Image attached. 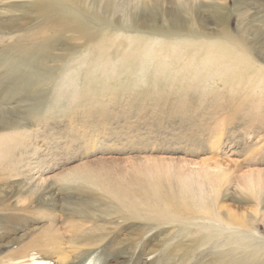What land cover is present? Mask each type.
<instances>
[{"label":"rangeland","instance_id":"374dc122","mask_svg":"<svg viewBox=\"0 0 264 264\" xmlns=\"http://www.w3.org/2000/svg\"><path fill=\"white\" fill-rule=\"evenodd\" d=\"M114 1L110 21L155 15L163 28L176 15L215 41L234 37L244 61L198 77L174 59L152 62L158 38L146 30L93 26L90 58L64 51L79 43L68 32L48 55L25 46L28 59L18 46L43 21L10 5H57L72 30L94 21L62 0H0V111L18 119L0 128V264H264V0ZM228 216L251 225L232 235ZM127 239L135 247H121Z\"/></svg>","mask_w":264,"mask_h":264},{"label":"bare ground","instance_id":"6f19581e","mask_svg":"<svg viewBox=\"0 0 264 264\" xmlns=\"http://www.w3.org/2000/svg\"><path fill=\"white\" fill-rule=\"evenodd\" d=\"M149 3H152L151 0ZM88 2V1H87ZM38 4H33V3H28L23 6H15V5H10L9 7L11 9H17L16 11H19L21 9H26L29 10L33 15H38V19L41 18L40 21H43V23H40L39 26L36 28L37 31H35L32 35L29 36H24L22 37L25 41V45L21 44L18 46V50H21L22 55L24 56L25 54L22 52L25 46L30 47L31 51H37L38 53H44L45 55H48L46 52L50 50L51 48L54 49L53 46H50L52 42H57L53 38V35L55 34H65V33H73L76 34L73 39L70 38V40H75V44H69V47L65 49L64 51L70 54H77L78 57L82 58L83 56L87 55L89 52L87 50L88 46H91V44H95V42L98 40L95 36L92 34H88L87 31H89L88 27H94L95 29L99 27H102L103 29H109L111 31L113 30H119L122 31L123 33H136L137 32H142V30H146V32L143 34H147V36L150 34L154 35L153 37H157L158 39H150V55L151 61L152 62H159L162 60H165L164 62H168L170 60H173L180 66H178V69H190L194 70L197 73V76L199 77L198 73L204 72L207 73L208 75H214L211 70L214 72H217L218 74L220 71L224 68L226 69H232L233 71H236L238 68V65L243 63V58H242V53L239 50H235L234 45L231 44L234 41V37L229 35L228 33H225L223 37L218 39L219 41H215L205 35V33L202 31V27L195 30L193 29L188 23L180 21L176 15L170 16L171 18L167 19L165 18L166 25L165 27H159L156 24L155 18L153 15H151L150 19L147 20H142L141 17L139 16H132L131 13H128L127 19L121 21V20H116V21H110L108 20V15L115 9L117 6L116 1L114 0H92L90 4H87L85 0H62V6L65 7L66 11L69 13L71 10L70 8H78L80 11L81 15L80 20H85L86 18L92 19L94 22L92 24L86 23L80 30H72V20L68 17H64V10L60 9L59 6L57 5H52L49 3H43V2H37ZM66 3L65 6L64 4ZM198 2L195 0H192L189 4L191 8H193ZM205 3H213V0L205 1ZM158 4V3H157ZM215 4V1H214ZM180 8V7H179ZM182 9V8H181ZM185 9H183L184 11ZM75 11V9H74ZM187 13L189 10H185ZM10 12L11 11H6ZM56 12H62L63 15L60 17L55 16L54 14ZM182 12V11H181ZM186 13V14H187ZM1 14V13H0ZM4 14V13H3ZM152 14V13H150ZM1 16V15H0ZM167 19V20H166ZM76 20V19H75ZM190 22V21H189ZM3 29V28H2ZM223 32H225V29H223ZM0 33L2 31L0 30ZM149 33V34H148ZM111 32L110 39L112 44L111 45H117V40L120 39V36H116ZM135 34V35H136ZM133 35V34H132ZM132 35H128V40H130V43H132L134 40ZM141 35V34H140ZM123 36V35H122ZM143 36V35H142ZM181 37H184L186 42L188 43H194L198 44L199 48L201 50H196L194 51L195 53L186 55L183 53V50L180 48H175V43L172 41L174 40L175 42H178V40L181 39ZM56 38V37H55ZM135 38V37H134ZM20 41H22L21 38H19ZM58 39V38H57ZM126 39V38H125ZM141 40L142 43L144 42L145 38L143 37H137V40ZM148 39V37H147ZM198 40V41H197ZM36 41L37 46H36ZM173 42V43H171ZM117 43V44H116ZM146 44V43H145ZM185 45V44H184ZM191 45V44H190ZM186 46V45H185ZM87 49H84L86 48ZM114 47V46H113ZM32 48H35L32 50ZM19 50V51H20ZM42 50V51H40ZM130 47H122L121 51L123 53H129ZM229 51V52H228ZM28 52V51H27ZM26 52V53H27ZM49 52V51H48ZM162 53V54H161ZM199 54V57L193 58L194 55L197 56ZM234 55L237 58V62L228 59V55ZM25 58H28L31 56L25 55ZM65 55L61 56L64 57ZM87 57H91V55H87ZM28 59H31L28 58ZM58 60H61L62 58H57ZM101 62V66H104L105 68L107 66V60H104L102 57H99ZM189 60V62L182 63L185 60ZM79 60V59H78ZM77 61V60H76ZM75 62V60H73ZM72 61L69 63V68H72ZM171 62V61H170ZM36 61L34 62H29L28 66L34 67ZM199 65H202L203 68H200ZM75 68V66H73ZM161 67V65H160ZM186 67V68H184ZM206 69H211V70H206ZM20 76V73H19ZM219 78H221L219 76ZM69 84L66 85H73L71 84V81L68 82ZM253 91V90H252ZM42 95V94H40ZM36 99V98H34ZM40 99V98H38ZM37 99V100H38ZM8 113L11 114V116L4 117L3 114ZM18 124V119L17 117H14L12 112H5V111H0V128H11L14 127ZM227 222L231 223L232 226L235 227L236 230H232L230 234H234L236 236H241L242 232L245 230L246 226H250L251 223L248 221H241V220H236L233 217L228 216ZM219 222L220 220H216ZM220 227V226H219ZM227 230V229H226ZM131 239L125 240L121 247L127 246L130 242L131 245L135 247V243L130 241ZM131 246V248H133ZM113 247V246H112ZM119 248L120 250L118 253L121 256L128 255V251L131 252L133 249L127 250H122L123 248ZM258 247V245H256ZM262 249V248H261ZM264 249V247H263ZM56 253V249H52ZM126 251V252H125ZM204 253V252H203ZM202 253V254H203ZM218 256V261L221 263L220 260L223 261L224 255ZM216 256V257H217ZM229 261V260H228ZM235 262H237L235 260ZM234 262V263H235ZM45 261L41 257H31V261L29 264H44ZM14 264H24L23 262L21 263H14ZM54 264H76L73 260H66V258L58 257L55 261ZM166 264V263H165Z\"/></svg>","mask_w":264,"mask_h":264}]
</instances>
